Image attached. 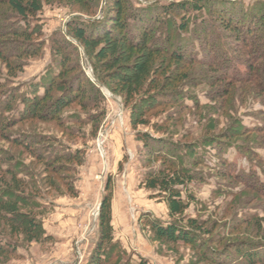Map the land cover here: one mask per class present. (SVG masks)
<instances>
[{"label": "trees", "instance_id": "1", "mask_svg": "<svg viewBox=\"0 0 264 264\" xmlns=\"http://www.w3.org/2000/svg\"><path fill=\"white\" fill-rule=\"evenodd\" d=\"M65 1L87 16L93 17L95 14L96 4L93 0ZM90 1L92 4L87 7ZM96 1H100L103 6L101 18L69 21L62 34L63 41L55 42L54 54L59 68L53 74H44L38 81L27 85L26 91L18 97L12 89L0 92L2 139L22 148L42 165V169L46 168L52 176L49 180L54 188L61 173L59 163L75 161L79 152L60 154L42 145L44 140L40 137L28 135L22 141L21 137L16 136L10 139L5 132L28 120L53 121L55 116L70 107L87 113L95 111V114H89V120L81 121L80 118L76 123L88 122L94 128L98 126L103 116L100 109L102 98L85 72L77 65L68 64L70 55L65 45L70 44L69 41L77 43L87 53L94 52L99 64V67L92 65L96 83L108 88L114 95L121 96L124 107L130 109L131 127L134 130L149 127L156 134L167 133L168 128L150 123L147 116L155 111L150 116L157 117L169 105L182 109L200 108L196 96L183 89L185 86H195L197 82L210 89L207 97L221 102L220 108L223 104H227V109L230 108L233 96L242 90H246L245 95L248 93L259 99L264 106L263 3L244 6L231 0H190L163 6L158 5L159 0H144L148 6L137 9L128 0ZM39 12V0H0V61L9 78H14L12 71L21 69V65H15L13 61L36 57L41 50L40 43H33V39L37 38L35 28L29 26L30 19ZM6 13L14 16V19L5 16ZM228 35L238 48L228 49L225 42ZM159 62L160 66L156 68ZM194 65L202 70L185 73L174 68ZM241 66L244 72L240 70ZM172 67L174 69L169 72ZM151 73L155 77L148 78ZM83 84L89 87H83ZM188 100H192V107L186 104ZM143 106H146L145 110L141 109ZM262 115L263 120L259 121L257 127L249 129L236 120L235 126L238 127H231L235 128L233 131L220 132L191 143L172 142L150 132L136 134V140L148 150V164L159 163L144 174L140 187L165 203L169 218L178 219L161 223L146 213L142 214L139 221L157 241L190 245L201 250L206 259L224 258L225 261L219 264H264V227L258 215L244 213V218L236 221L231 228V232L237 233L241 226H249L257 236L246 237L245 241L239 243H225L221 250L210 245L215 240L202 239L203 234H209L203 224L193 220L183 224L184 213L194 201L188 187L193 182L204 181L194 168L207 164L206 146H210L218 158V165L213 168L216 175L236 183L243 182L244 189L241 192L230 194L234 197L231 202L233 207L244 203L246 206L251 202H255L257 207L264 206V171L240 170L225 158L228 150L235 148L231 141L237 135L264 133V113ZM134 116L138 117L135 121L132 118ZM235 149L242 154H252L248 149ZM187 162L191 167L186 166ZM20 168L14 156L0 154V221L11 235L22 234L27 242H33L37 240L39 228L34 212L38 208L35 200L40 190L35 182L29 183L18 178L24 172ZM41 182L43 186L46 185L47 177L42 178ZM104 191L98 211V242L89 264H108L113 260L110 254L116 247L111 226L110 179L106 181ZM245 191L253 194L250 201L245 198L248 193L241 194ZM17 219L24 221L25 225L21 227L22 222L17 225ZM245 228L240 233H244L247 230ZM2 232L0 230V255L13 254L15 250L3 239Z\"/></svg>", "mask_w": 264, "mask_h": 264}, {"label": "rangeland", "instance_id": "2", "mask_svg": "<svg viewBox=\"0 0 264 264\" xmlns=\"http://www.w3.org/2000/svg\"><path fill=\"white\" fill-rule=\"evenodd\" d=\"M186 1L190 0H159L158 5L166 6ZM231 1H238L244 6L264 4V0ZM93 2L96 9L94 16L90 17L78 12L65 0H39L40 12L30 19L29 26L35 28L37 38L33 39V43H40L41 50L36 57H24L13 61L15 65H21L22 69L12 71L11 75H14V78L8 77L7 70L0 61V79L3 86L0 92L12 89L18 97L20 93L26 91L27 85L38 81L44 74L47 76L53 74L59 68L57 56L54 54L56 47L54 44L62 40L68 22L73 19L88 21L101 18L103 6L100 1ZM128 2L137 9L148 6L144 0ZM91 4L92 1L86 6ZM5 16L14 19V16L7 13ZM69 42L70 44L65 45L67 48L63 46L70 55L68 64L77 65L96 86L102 98L100 109L103 116L96 128L88 122L78 124L76 122L80 118L81 121L89 120V114L93 115L95 111L87 113L70 107L55 116L53 121L28 120L5 132L10 139L16 136L21 137L22 141H25L23 139L29 137L28 135L40 137L44 140L42 145L60 154L68 151L74 154L76 151L79 152L75 161L59 163L61 173L59 180L55 181V188L51 185L49 179L52 176L46 168H43L46 170L42 172V165L31 158L30 154L6 142L0 134V154L14 156L16 163L21 166L20 169L24 170L18 178L29 183L35 182L40 190V195L35 200L38 208L34 212L35 221L39 224L37 240L27 242L22 234L11 235L9 229L0 221L3 239L15 250L13 254L0 255V264H89L98 242V211L108 179L111 183V226L116 246L110 254L113 260L108 264H219L220 261H225L222 257H218V260L214 257L206 259L201 250L190 245H171L157 241L152 232L139 221L144 213L161 223L174 222L178 219L169 218L165 203L140 187L144 174L157 167L159 163L148 164V150L136 140V134L150 132L156 137H163L172 142L191 143L220 132L233 131L238 127L235 126L236 120L250 129L257 127L259 121L263 120L264 106L260 104V100H256L251 94L245 95L246 90H242L233 96L230 108L227 109V104L220 108L221 102L211 96L207 97L210 89L197 82L195 86H185L183 89L184 92L196 96L200 108L182 109L169 105L157 117L150 116L155 111L147 116L150 123L168 128L167 133L156 134L149 127H138L134 130L131 127L130 109L124 107L121 96L114 95L108 88L96 83L92 65L99 67V64L94 58V52L87 53L77 43ZM225 42L229 50L238 48L229 35ZM158 66L160 62L155 65L156 68ZM174 68L185 73L202 70L196 65L189 68L185 66ZM174 68L172 67L169 72ZM240 70L244 72L242 66ZM149 76L148 78L155 77L153 73ZM82 86L89 87L87 84ZM227 100L225 97V101ZM186 104L192 107V100H188ZM141 109L145 110L146 106ZM136 116L132 117L134 121L138 119ZM234 126L235 128L231 129ZM231 143L235 148L252 151V154L248 152L242 154L235 148H230L225 155L227 160L240 170L264 171V133L237 135ZM205 151L207 164L194 168L202 175L204 181L193 182L188 187L194 201L184 213L183 224L187 220L203 224L209 234H203L202 239L215 240L210 245L221 250L225 243L226 245L239 243L246 237L257 236L249 226L246 228L241 226L237 233L231 232V228L236 221L244 218V213L258 215V218L263 220L264 227V206L257 207L255 202H251L246 206L244 203L233 207L231 202L234 201V197L230 194L241 192L244 189L243 182L236 183L216 175L213 168L218 165V158L210 146H206ZM186 166L191 167L188 162ZM44 177H47V184L43 186L41 180ZM247 193L248 196L245 197ZM241 194H244L243 199L245 197L249 201L253 196L247 191ZM15 221L17 225L22 222L21 219ZM24 225L23 221L21 227ZM223 227L225 228L222 229ZM244 228L247 230L240 233ZM116 256L118 258L115 261Z\"/></svg>", "mask_w": 264, "mask_h": 264}]
</instances>
